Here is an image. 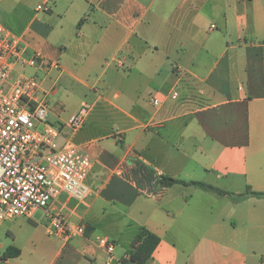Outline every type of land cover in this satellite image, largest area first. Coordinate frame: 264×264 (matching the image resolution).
<instances>
[{
	"label": "crops",
	"instance_id": "0c3cea01",
	"mask_svg": "<svg viewBox=\"0 0 264 264\" xmlns=\"http://www.w3.org/2000/svg\"><path fill=\"white\" fill-rule=\"evenodd\" d=\"M37 6L0 0L29 50L60 62L24 73L49 98L63 89V102L48 98L58 125L49 123L61 145L88 146L92 194L51 205L85 236L27 240L10 227L21 254L3 259L1 246L0 264H126L142 228L161 240L147 264H264V199L239 197L264 192V0H56L43 15ZM83 103L92 111L73 131Z\"/></svg>",
	"mask_w": 264,
	"mask_h": 264
},
{
	"label": "built area",
	"instance_id": "2783aa9c",
	"mask_svg": "<svg viewBox=\"0 0 264 264\" xmlns=\"http://www.w3.org/2000/svg\"><path fill=\"white\" fill-rule=\"evenodd\" d=\"M56 0H45L37 12L50 11ZM27 68L59 70V61H48L40 52L29 50L21 36L0 24V225L17 218L33 219L43 212L48 234L72 239L85 236L86 228L69 222L51 209L65 195L79 204L92 194L87 179L94 161L88 146L60 144L62 129L49 123L48 98L43 81L27 75ZM54 90V89H53ZM171 98L177 99L178 92ZM150 103L162 102L150 96ZM92 106L83 103L68 125L73 131L84 126ZM100 248L112 254L115 245L98 238Z\"/></svg>",
	"mask_w": 264,
	"mask_h": 264
},
{
	"label": "rangeland",
	"instance_id": "374dc122",
	"mask_svg": "<svg viewBox=\"0 0 264 264\" xmlns=\"http://www.w3.org/2000/svg\"><path fill=\"white\" fill-rule=\"evenodd\" d=\"M31 1H32V8H29V9L33 13L35 9L34 7L42 3V0H31ZM13 9L14 8H0V24L5 26L7 29L12 31L13 33H18V31L11 24ZM19 9H23V8H18V10ZM40 14L43 15L45 14V12H40ZM26 73L30 74V71ZM56 89L59 90L60 92L57 95L51 96L49 98L50 100L49 106L54 105L60 100L63 102L65 99V94L61 86L57 85ZM86 101H88L87 103H89V101H91V98ZM48 120L50 121V123L58 125V122H56V120L53 117H51L50 114L48 116ZM42 216H43V212H39L36 215L35 220L40 221V219L43 218ZM47 225L48 224L45 220L39 222V224H35L34 222H32L31 220L27 218L16 219L13 222L6 223L5 227L0 230V247L4 246L5 248H7L10 246H13V239L11 235L8 233V230L10 229V227L14 233H17L19 238L29 240V239H32L33 235H36L37 237H41L42 239L49 238V234L46 233ZM31 248L32 246L30 245L29 250H31ZM3 252L4 250L0 248V253L2 254Z\"/></svg>",
	"mask_w": 264,
	"mask_h": 264
},
{
	"label": "trees",
	"instance_id": "16d2710c",
	"mask_svg": "<svg viewBox=\"0 0 264 264\" xmlns=\"http://www.w3.org/2000/svg\"><path fill=\"white\" fill-rule=\"evenodd\" d=\"M163 184L166 185H173V184H189L193 186H197L201 189L214 192L218 195H224L225 192L214 188L210 185H207L205 183L201 182H182L175 179H165ZM241 198L245 197H255L259 199H264V192H256L253 191L250 187L247 188L246 192L239 196ZM160 238L156 236L155 234L151 233L146 228H142L134 240L133 244L131 245V248L128 251V258L125 260L126 264H147L148 261L152 258L154 252L160 245ZM21 254V251L14 247L10 246L6 249L3 259H9V258H16L19 257Z\"/></svg>",
	"mask_w": 264,
	"mask_h": 264
}]
</instances>
